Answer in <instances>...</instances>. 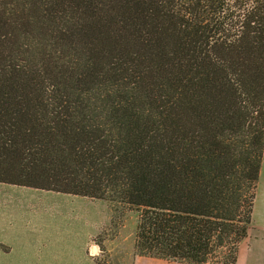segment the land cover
<instances>
[{
    "label": "trees",
    "instance_id": "trees-1",
    "mask_svg": "<svg viewBox=\"0 0 264 264\" xmlns=\"http://www.w3.org/2000/svg\"><path fill=\"white\" fill-rule=\"evenodd\" d=\"M263 156L264 0H0V182L130 206L141 255L237 264Z\"/></svg>",
    "mask_w": 264,
    "mask_h": 264
},
{
    "label": "rangeland",
    "instance_id": "rangeland-1",
    "mask_svg": "<svg viewBox=\"0 0 264 264\" xmlns=\"http://www.w3.org/2000/svg\"><path fill=\"white\" fill-rule=\"evenodd\" d=\"M138 222L139 212L123 203L0 182V225L6 227L0 232L1 246L10 247L18 236L45 244L43 251L29 254V264H191L139 254ZM250 231L251 238L239 248L237 264H248L264 235V179L257 186ZM226 254L212 256L224 260ZM14 257V263L24 264V254Z\"/></svg>",
    "mask_w": 264,
    "mask_h": 264
},
{
    "label": "crops",
    "instance_id": "crops-1",
    "mask_svg": "<svg viewBox=\"0 0 264 264\" xmlns=\"http://www.w3.org/2000/svg\"><path fill=\"white\" fill-rule=\"evenodd\" d=\"M264 179V156H263V161H262V166H261V171H260V182ZM6 228V227H2L0 225V232L2 231L1 229ZM252 231V230H251ZM248 236L241 242V244L244 241H248L250 237V232ZM2 236L0 235V264H2V261L9 259L8 264H17L14 263V261L16 260L15 254H24V257L22 259H24V264H29V261H27L28 259H31L29 254H32L33 252L38 253L43 251V248H45V244H39L36 245L35 241H33V239H27L26 237L22 238L21 236H18V240L17 237L13 238V241L11 243H9L10 247L4 248L3 246H1V243H3L1 241ZM17 240V241H16ZM19 244H23V246H19ZM240 244V246H241ZM35 245V247H34ZM240 248V247H239ZM7 250V251H5ZM7 254L9 256H7ZM21 260V257H19ZM37 258V257H36ZM239 261V257L238 260ZM32 263V262H31ZM7 264V263H6ZM248 264H264V235L259 239V241L256 243L254 249H252L251 253L249 254V259H248Z\"/></svg>",
    "mask_w": 264,
    "mask_h": 264
}]
</instances>
